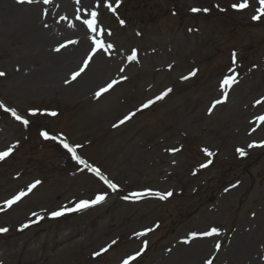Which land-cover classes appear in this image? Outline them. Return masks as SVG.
Segmentation results:
<instances>
[{
  "label": "rangeland",
  "instance_id": "obj_1",
  "mask_svg": "<svg viewBox=\"0 0 264 264\" xmlns=\"http://www.w3.org/2000/svg\"><path fill=\"white\" fill-rule=\"evenodd\" d=\"M241 2L119 0L113 13L84 0L113 47L67 89L45 91L19 81L40 60L18 53L26 33L0 18V152L13 148L0 160V264H264V16L253 19L257 0L232 7Z\"/></svg>",
  "mask_w": 264,
  "mask_h": 264
},
{
  "label": "bare ground",
  "instance_id": "obj_2",
  "mask_svg": "<svg viewBox=\"0 0 264 264\" xmlns=\"http://www.w3.org/2000/svg\"><path fill=\"white\" fill-rule=\"evenodd\" d=\"M88 12L84 0H50L49 3L44 0L31 3L0 0V18L26 33L18 53L40 60L39 67L21 75L19 81L30 82L43 91L55 87L67 89L73 84L72 73L82 66L92 37L96 35L76 19L77 15L81 20L89 18ZM97 38L106 40L103 34ZM62 44L66 46L57 52L55 49Z\"/></svg>",
  "mask_w": 264,
  "mask_h": 264
},
{
  "label": "snow or ice",
  "instance_id": "obj_3",
  "mask_svg": "<svg viewBox=\"0 0 264 264\" xmlns=\"http://www.w3.org/2000/svg\"><path fill=\"white\" fill-rule=\"evenodd\" d=\"M17 2L18 3H25V2L31 3V2H33V0H17ZM44 2L45 3H49L50 0H44ZM77 2H79V0H77ZM257 2L259 4V7L256 9V11H257L258 14L256 16H253V19L254 20L260 19L262 16H264V0H257ZM104 6L105 7H108L110 11H112L113 13H115L116 10H117V8H118V6H119V0H116V7H113L110 3H107V0H105V5ZM232 7L234 9L238 10V11L239 10H244V9H246V8L249 7V3H248V0H242L241 3L234 4V5H232ZM192 11L193 12H198V11H200V9L193 8ZM204 11H207V9H205ZM97 16H98V13L95 10H93L89 14V18H84V19L81 20V17L79 15L76 16V19L78 21H81L82 25L85 26L89 32L96 33V35L94 37H92V45H94V47H92L91 53H89L87 55V57L83 60V64L79 68V70L72 73V76H71V79L72 80H76L77 77H79L83 72H85V70L89 67L90 61L93 59V56L95 55V53H96L97 50H99V49H105V48L111 49L113 47L112 44L105 45L102 40H100V39L97 38V37H99V36L102 35V30H98ZM61 19H65V17H61ZM120 23L123 24L124 21L121 20ZM69 27H74V25L69 24ZM108 35H111V33L109 32ZM69 43H76V41H69ZM65 46L66 45H63L62 44L59 47H57L55 50L57 52H59L61 50V48H64ZM136 58H137V50L136 49H133L132 52H131V54L127 57V59H128L129 62H132V61H135ZM233 63H235V53H233ZM123 70L124 69L121 68V72ZM3 75H5V73L0 72V76H3ZM191 75H195V72L191 73ZM121 79H126V77H121ZM183 79H187V77H183ZM118 82L119 81H115L114 80V81H111L108 84H106V86L100 88L95 93L96 97L99 98L103 93L109 91ZM236 82L237 81L235 79V76L225 77V79L221 82V88L222 89L230 88ZM168 91H171V89H168L167 91H165L164 93H162L160 96H157L155 99L156 100L163 99V97L165 95H167ZM226 95H227V93L225 92V98H226ZM262 99H264V98H262ZM222 102H223V100H217V101H215L214 104H213V107H215L216 104H219V103H222ZM153 103H155L154 100H149L145 104L142 105V108H148ZM255 103L256 104H260L261 101L258 100ZM2 107H4V106L2 104H0V108H2ZM211 110L212 109L210 108L209 111L211 112ZM11 111H12V115L17 120H19L22 123H24L25 125H27V123H28L27 120H23L20 116H18L16 114V112L14 110H11ZM32 114H35V113L33 112ZM51 115H56V114L55 113H51ZM131 115H134V113L133 114H130V116H128V117H125V120L130 119L131 118ZM259 119L262 120V121H264V116L259 117ZM120 123H124V120L120 121ZM41 135L45 139L52 138V137H49V135H48L47 132H42ZM61 143H62L63 148H65L72 155V158L74 160H76L80 164H84L85 163V161L81 160L80 157L76 155L75 147H73L72 145H70L66 141H61ZM250 147H251V145H250ZM12 151H13V148L12 147H9L6 151L0 152V160L5 159L7 156H9L11 154ZM171 151H176V150L173 149ZM204 151L206 152V154L212 155V153L208 152L207 149H204ZM237 152L241 156L245 155V152H244L243 149H237ZM89 170L90 171H93L97 176L100 177L101 180H104V182L108 185V187L110 189H112L113 191L116 190L117 186L114 183H112L111 181L106 180L105 177L100 173V170L99 169L90 168ZM39 183H40V181H36L33 184L29 185L28 186V189H27V192H21V193H19L18 195L14 196L12 199L6 201V204L10 207L13 204L17 203L18 201H20L22 199L23 196L27 195L28 192H31L32 189L35 188L36 185L39 184ZM147 194L151 195L152 193L149 192ZM142 195H144V194L143 193H133L132 194V197L133 198H139ZM157 195H159V198L160 199H166L168 196H171L172 193L169 192L167 194H157ZM105 198H106V194L99 193L92 200H81V201H79L78 203H76L75 207H72V208H62L60 210L53 211V212H51V216L52 217L62 216V215H64L65 211H81L83 209H86V208H88L90 206H93L95 204H98V203L102 202ZM25 227H27V225H25ZM6 231H8V229H6V228H0V232H6ZM217 231L218 230L216 228H212L210 231H207V232L203 233V235H205V236H212L213 234L217 233ZM144 234L145 233H138L137 235H144ZM112 243L115 244L116 241H113ZM217 248H219V245H217ZM102 251H107V249H103ZM97 255H99V253H97ZM136 255L138 256L139 253H137ZM129 259H135V257H130ZM124 264H128V260H125L124 261Z\"/></svg>",
  "mask_w": 264,
  "mask_h": 264
}]
</instances>
